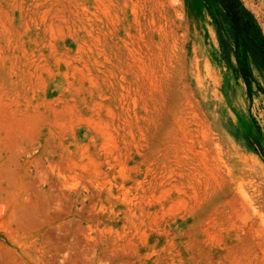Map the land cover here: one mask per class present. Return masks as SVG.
I'll use <instances>...</instances> for the list:
<instances>
[{"label": "rangeland", "instance_id": "1", "mask_svg": "<svg viewBox=\"0 0 264 264\" xmlns=\"http://www.w3.org/2000/svg\"><path fill=\"white\" fill-rule=\"evenodd\" d=\"M220 15L0 0V264H264V72Z\"/></svg>", "mask_w": 264, "mask_h": 264}, {"label": "trees", "instance_id": "2", "mask_svg": "<svg viewBox=\"0 0 264 264\" xmlns=\"http://www.w3.org/2000/svg\"><path fill=\"white\" fill-rule=\"evenodd\" d=\"M220 4L222 18L215 24L221 46L233 50L237 57L236 75L242 77L249 90L252 88L254 73L250 58L257 69L264 72V36L254 14L242 0H216Z\"/></svg>", "mask_w": 264, "mask_h": 264}]
</instances>
